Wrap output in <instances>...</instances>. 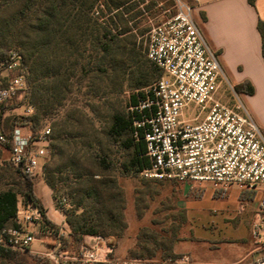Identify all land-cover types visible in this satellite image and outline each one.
<instances>
[{"label": "trees", "instance_id": "1", "mask_svg": "<svg viewBox=\"0 0 264 264\" xmlns=\"http://www.w3.org/2000/svg\"><path fill=\"white\" fill-rule=\"evenodd\" d=\"M97 1L0 0V57L10 50L22 54L29 68L26 98L36 109L34 115L17 118L8 124L4 118L7 104L1 125L10 137L16 127L36 134L43 120L56 119L51 124L45 182L53 192L56 209L65 216V224L69 228L70 239L65 240L61 248L72 254L79 253L89 236L111 238L116 251V243L127 237L129 228L125 215L126 195L119 179L125 174L141 175L149 167V160L143 135L140 133L139 139L134 137L133 113L111 111L105 115L91 107L93 117L84 111H63L60 116L59 110L70 101L74 85L82 80L89 81L88 87L99 101L105 99L104 84L113 88L128 84L131 92L128 105L132 107L144 95L143 90L162 76L161 70L138 47L137 34H133L129 27L155 4L140 9L144 0L139 3L104 0L107 11L116 13L107 20V24H101L92 15ZM255 1L250 0V4L255 6ZM175 12L173 9V14ZM119 27L121 30L117 31ZM258 30L264 57V21H259ZM139 34L144 35V31ZM234 88L238 94L253 93L248 84ZM103 102V105L108 104L106 100ZM105 118L110 121L105 133L106 143L95 127V119L102 121ZM113 146L129 152L126 162L118 165L112 158ZM10 165L21 179L26 203L39 208L45 228L55 230L57 225L49 220L34 191L33 178ZM150 192H136L135 210L140 220L146 214L140 203L145 202ZM62 193L71 199L70 209L63 203ZM59 197L62 200H58ZM17 204V191H0V233L5 227L15 225ZM168 211L172 213L166 214L164 220L153 217L149 225L138 228L129 257H178L174 254V245L182 240L186 216L184 210L176 206ZM14 254L17 252L0 247V256L10 258ZM46 264L53 263L47 260Z\"/></svg>", "mask_w": 264, "mask_h": 264}, {"label": "built area", "instance_id": "2", "mask_svg": "<svg viewBox=\"0 0 264 264\" xmlns=\"http://www.w3.org/2000/svg\"><path fill=\"white\" fill-rule=\"evenodd\" d=\"M172 2L175 14L151 26L144 39V52L162 76L130 107L134 137L143 135L149 160L141 176L189 187L256 190L264 185V132L245 104L224 101L221 90L227 77L218 52L195 20L194 6L185 0ZM28 75L20 52L10 50L0 57V145L7 147L15 168L34 178L43 173L49 158L51 130L33 134L16 127L8 137L1 125L5 105L28 90ZM42 223L39 208H19L15 225L0 233V247L28 251L36 241L34 228ZM251 234L260 252L253 264H264V201ZM46 255L53 264H200L188 256H116L110 239L99 236L86 237L78 254L58 244Z\"/></svg>", "mask_w": 264, "mask_h": 264}, {"label": "crops", "instance_id": "3", "mask_svg": "<svg viewBox=\"0 0 264 264\" xmlns=\"http://www.w3.org/2000/svg\"><path fill=\"white\" fill-rule=\"evenodd\" d=\"M185 1L194 6L195 20L209 45L218 52L229 83L233 87L248 84L253 90L241 94L264 132V57L258 30L259 21H264V0H256L255 6L250 0ZM196 188L202 192L199 198L184 200L180 206L187 224L182 240L174 245V254L200 264H253L260 252L251 231L262 209L264 185L256 190L230 187L223 191L211 185ZM51 208L59 213L53 205ZM60 216V221L54 222L61 225L64 217ZM128 240L129 253L135 240ZM128 253L124 257H129Z\"/></svg>", "mask_w": 264, "mask_h": 264}, {"label": "rangeland", "instance_id": "4", "mask_svg": "<svg viewBox=\"0 0 264 264\" xmlns=\"http://www.w3.org/2000/svg\"><path fill=\"white\" fill-rule=\"evenodd\" d=\"M129 1H131L130 3H139L142 0ZM144 1L145 3L140 5V9L150 6L151 3H154L155 6L150 11H144L142 17L129 24V27L132 29V33L137 34V45L138 47H140V49H142V52H144V39L146 32L151 28V26L167 20V18H169L173 14L174 9L172 0ZM96 12H99V15H96ZM115 13L116 11H113V13H109L107 11L104 0H98L92 11L93 17L98 19L101 24H107V20L112 17ZM135 23H137V27H134ZM108 29H112V27H109ZM119 30H121L120 27L117 31ZM141 30L144 31V35L140 36L139 32ZM93 85L97 86L98 84L93 83ZM230 85L231 84L229 83L228 79L227 81H224L221 90V93L224 95V101L233 106L240 104V102L246 105L243 95L238 94V97H236L231 91ZM88 86H90L88 80H82L80 83H76L74 85L73 92L72 94H70V101L66 103V106L63 109L59 110L61 111L59 113L60 116L63 115V111H84L90 117H93L92 113L90 112L91 107L97 108L98 111L104 113L105 115H109L111 111H118L121 114L129 115L131 106L128 105V98L131 92L128 88V84H124L123 86H117L116 88L111 87L107 83L104 84V87H106V95L103 101L106 100L108 102L107 105H103V101H99L97 98H95L92 95L93 93L91 92L90 87ZM28 91L29 88L25 93L20 94L13 101L8 103L4 114L5 121L8 122V124H10L13 120L17 118L29 117L36 113V109L28 103V100L26 98V94ZM54 121H56V119L50 118L43 120L40 123L38 133L43 132L47 129L52 130L51 124ZM109 122L110 121L108 118H105L102 121L95 119V127L98 129L100 133L99 137L104 141V143H106L107 141L105 133L107 131ZM112 154V158L115 159L118 165L122 162H126L129 158V152L119 146L112 147ZM8 159L9 152L7 150V147H3L0 145V191H6L11 189L18 192V211L19 208L23 209L28 204L26 203L21 190V179L17 175L13 167L10 165ZM119 182L122 188L124 189L126 195L127 203L125 215L126 221L129 226L127 231V237H125L124 240H119L116 243L117 250L115 254L116 256L120 257H124V255H127V249L129 248V245H131V241L128 240V236L132 237L131 240H133L139 227L149 225L150 219H152L153 217L159 220H164L166 214L172 213L171 211H168V209L173 206H176L177 209L180 210L182 209L180 206L182 205L184 200L199 198L202 193L201 190L196 187H189L186 185L170 183L167 181L154 182L150 181L147 178H144L141 175L134 176L125 174L124 177H121L119 179ZM32 183L34 191L37 197L41 200L45 210L48 211L47 209L49 208V215L51 216V218L54 221H60V214L62 213L59 210L58 211L60 214L54 212L51 208L52 205L55 207V202L53 200V192L45 182V169L43 173H40L32 179ZM148 191H151L150 196L146 198L144 203H140L143 209H146L148 207L147 210L144 209V211H146L145 217L140 220L135 210L136 192ZM61 197L62 199H67V202L64 204H66L67 208L70 209L69 204L72 203L71 199L64 193L61 194ZM61 197H59L58 200H62ZM62 216L64 217V222L61 225L51 220L57 225V228L55 230L47 229L42 224L40 226L35 227L34 235L36 237V241L34 242L32 247L26 252L16 251L17 254H14L10 258L0 256V264H46L47 260L51 261L46 254L49 251H52L56 247H58V244L63 246L64 241L70 239L69 228L65 224V216L63 214ZM107 239H110L111 243H113L114 241L111 238Z\"/></svg>", "mask_w": 264, "mask_h": 264}]
</instances>
